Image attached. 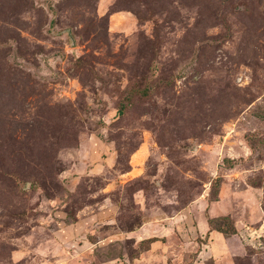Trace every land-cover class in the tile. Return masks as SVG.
I'll return each mask as SVG.
<instances>
[{
  "label": "rangeland",
  "instance_id": "obj_1",
  "mask_svg": "<svg viewBox=\"0 0 264 264\" xmlns=\"http://www.w3.org/2000/svg\"><path fill=\"white\" fill-rule=\"evenodd\" d=\"M0 264H264V0H0Z\"/></svg>",
  "mask_w": 264,
  "mask_h": 264
},
{
  "label": "trees",
  "instance_id": "obj_2",
  "mask_svg": "<svg viewBox=\"0 0 264 264\" xmlns=\"http://www.w3.org/2000/svg\"><path fill=\"white\" fill-rule=\"evenodd\" d=\"M229 161V160H228ZM218 221H225V223L227 224L226 227H222V226H215V228L225 234H233L236 233V227L233 223H231V220L228 216H224V217H217L216 218V222ZM215 222V220H214Z\"/></svg>",
  "mask_w": 264,
  "mask_h": 264
}]
</instances>
